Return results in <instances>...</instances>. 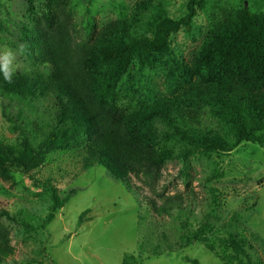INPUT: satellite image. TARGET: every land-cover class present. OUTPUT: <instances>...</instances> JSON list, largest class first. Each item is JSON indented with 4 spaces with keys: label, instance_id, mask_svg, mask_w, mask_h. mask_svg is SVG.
I'll return each instance as SVG.
<instances>
[{
    "label": "trees",
    "instance_id": "1",
    "mask_svg": "<svg viewBox=\"0 0 264 264\" xmlns=\"http://www.w3.org/2000/svg\"><path fill=\"white\" fill-rule=\"evenodd\" d=\"M210 2L188 0L186 14L173 19L163 1L137 0L127 17L94 24L83 35L72 0H27L20 41L30 70L15 71L11 83L0 73V97L36 113L43 109L49 119L38 138L23 128L32 121L18 124L21 113L19 120L9 118L19 136L13 140L0 134V177L32 176L54 151L73 152L84 170L101 166L138 196L141 188L132 177L155 191L169 162L180 160L189 177L191 158L211 160L243 143L264 148V0H241L238 8ZM199 11L205 13L208 31L191 63H183L181 81L150 101L123 94L120 86L133 77V66L154 69L171 58L172 37L190 33ZM44 187L51 195L46 224L75 191L61 196L51 180ZM210 192L215 199L217 190ZM144 199L159 215L185 210L181 195L161 205ZM3 218L26 230L32 227L22 214L0 209V264L15 255ZM213 228L207 222L179 247L201 242L216 252L207 236ZM219 242L224 264H262L242 234L231 232ZM124 264L130 263L125 259Z\"/></svg>",
    "mask_w": 264,
    "mask_h": 264
},
{
    "label": "rangeland",
    "instance_id": "2",
    "mask_svg": "<svg viewBox=\"0 0 264 264\" xmlns=\"http://www.w3.org/2000/svg\"><path fill=\"white\" fill-rule=\"evenodd\" d=\"M72 1L84 35L94 24L101 27L127 17L137 0ZM161 1L171 18L186 14L188 0ZM217 4L238 8L241 0L210 2V6ZM26 10L27 0H0V53L11 50L16 54L15 71L30 70L20 41ZM207 31L205 13L199 11L190 33L180 31L172 37V57L154 69L140 70L135 64L133 77H126L120 86L122 93L150 101L160 97L166 86L175 87L181 81L183 63H191ZM11 117L21 126L32 121L23 128L41 138L49 114L0 97V134L14 140L19 134L10 128ZM187 172L189 177L180 160L169 162L154 184L155 191L132 177L133 184L141 188L135 196L103 167L84 170L73 152L54 151L32 176L15 173L8 180L0 177V209L20 213L32 225L26 230L6 218L1 220L9 226L15 248V255L2 264H124L125 259L130 264H191L189 259L224 264L219 240L231 232L245 236L254 245L252 255L264 264V148L243 143L232 153L217 154L211 160L191 158ZM48 180L61 196L75 192L54 220L44 224L51 205L50 191L44 187ZM210 189L217 190L215 199ZM176 195L185 199V210L171 214H156L144 199L161 205ZM207 222L215 230L207 236L216 252L208 251L201 242L179 247L183 238Z\"/></svg>",
    "mask_w": 264,
    "mask_h": 264
},
{
    "label": "clouds",
    "instance_id": "3",
    "mask_svg": "<svg viewBox=\"0 0 264 264\" xmlns=\"http://www.w3.org/2000/svg\"><path fill=\"white\" fill-rule=\"evenodd\" d=\"M16 54L11 50H5L0 53V73L6 82L11 83L15 74Z\"/></svg>",
    "mask_w": 264,
    "mask_h": 264
}]
</instances>
